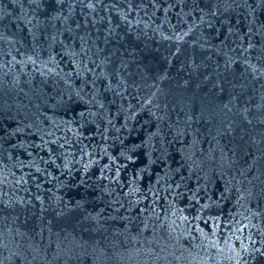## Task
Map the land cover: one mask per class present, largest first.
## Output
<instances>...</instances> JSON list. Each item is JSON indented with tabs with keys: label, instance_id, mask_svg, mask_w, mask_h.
Listing matches in <instances>:
<instances>
[{
	"label": "water",
	"instance_id": "obj_1",
	"mask_svg": "<svg viewBox=\"0 0 264 264\" xmlns=\"http://www.w3.org/2000/svg\"><path fill=\"white\" fill-rule=\"evenodd\" d=\"M0 264H264V0H0Z\"/></svg>",
	"mask_w": 264,
	"mask_h": 264
}]
</instances>
